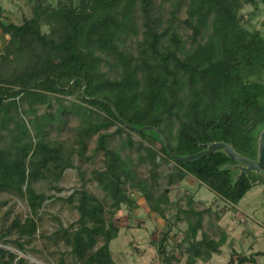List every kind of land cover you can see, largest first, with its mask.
Instances as JSON below:
<instances>
[{
    "label": "trees",
    "instance_id": "obj_1",
    "mask_svg": "<svg viewBox=\"0 0 264 264\" xmlns=\"http://www.w3.org/2000/svg\"><path fill=\"white\" fill-rule=\"evenodd\" d=\"M18 1L17 20L0 6V31L9 38L0 49V194L25 200L29 213L24 219L6 215L0 264H28L7 245L24 253L37 237L70 249L74 264H117L111 251L121 231L117 214L123 207L138 209L140 200L167 220L168 230L153 241L160 264H183V258L184 264H212L225 237L204 231L210 209L197 210L192 197L185 208L171 202V189L193 177L234 207L263 178L249 173L234 184L236 172L225 167L236 162L223 152L189 164L174 161L156 134L125 123L157 128L180 157L224 142L255 159L264 126V35L251 29L242 12L248 6L264 10V0ZM43 106L47 111L40 114ZM71 118L79 122L73 138L52 139L53 132L65 133ZM98 156L102 166L92 170L89 182L103 199L86 182L67 198L36 186L63 192L55 183L67 170L83 177L75 159ZM169 163L173 170L163 178L160 168ZM162 178L167 188L160 190ZM51 200L63 201L78 219L67 228L58 219L56 232L45 236L42 210ZM170 207L187 225L171 250ZM248 263L254 257L233 251L228 264Z\"/></svg>",
    "mask_w": 264,
    "mask_h": 264
},
{
    "label": "rangeland",
    "instance_id": "obj_2",
    "mask_svg": "<svg viewBox=\"0 0 264 264\" xmlns=\"http://www.w3.org/2000/svg\"><path fill=\"white\" fill-rule=\"evenodd\" d=\"M0 6L4 7L12 18L17 20L16 10L22 6L18 0H0ZM169 5H165L164 14L167 13ZM242 14L245 21L251 26V29L260 31L264 35V10L253 12V8L246 7ZM253 14V16H251ZM184 18V17H183ZM2 34V33H1ZM3 37L9 38L2 34ZM2 41V37L0 38ZM8 42V41H7ZM4 42V46L7 43ZM2 48V43H0ZM264 81V74L260 82ZM71 100V99H68ZM47 108L40 107V114L45 113ZM52 111V110H50ZM79 125L77 118H71L68 121L65 133L59 135L53 132L52 139H72V128ZM116 127L110 132H114ZM135 141H139V136L133 135ZM119 138L115 139L114 145L119 142ZM97 146V136H95L89 144L88 154H92ZM162 145L156 144V149H160ZM101 156L95 157L91 161H81L75 159V165L82 172L83 177L79 176L77 169L67 170L62 180L55 185L64 189L63 192H56L49 189L42 183L36 184L40 191L46 192L49 196L55 195L59 198H67L74 189L81 188L86 182L88 190L103 199L105 194L99 186L94 182H89L91 172L94 168L102 166ZM173 163L163 164L160 168V174L165 178L173 170ZM140 173L143 176L149 177V170L146 167L140 168ZM83 178V179H82ZM163 178L159 181L160 190L167 188V181ZM256 178H261L256 176ZM264 180V179H263ZM51 185H54L52 183ZM188 197L194 199V206L197 210L210 209L204 218V231L215 239L219 240L225 237V242L222 248V254L214 257V264H228L233 251L247 257H254L255 263L248 264H264V183L260 180L254 188L243 198L237 205L232 207L227 202L219 198L214 192L204 185L199 184L193 177L187 178L175 190L171 189V202L180 201L183 208L186 207ZM230 208V210H229ZM226 209V210H225ZM225 215H221L223 211ZM43 217L40 225V233L45 236H50L59 228V221L65 228L76 222L78 213L71 209L63 201L51 200L47 201L43 208ZM222 211V212H221ZM10 212L11 219L20 216L24 219L29 209L25 200L18 197L0 194V245L2 244L1 236L6 227V215ZM166 215L170 221L172 231L170 232V241L168 249L171 250L178 244L187 230L185 223L178 222L177 210L169 208ZM220 215V219H218ZM120 222L121 231L119 237L112 242L111 251L113 259L117 264H160V255L157 248L153 244L154 240L162 237L163 232L168 230L167 220L161 218L156 213L149 210V207L144 201L140 200L138 209H129L123 207L117 214ZM59 219V221H58ZM176 224V225H175ZM201 238V234H199ZM10 239H15L12 237ZM254 246L253 249H250ZM7 249L27 260L28 264H59L61 257L65 260V264H74V260L69 253L70 249L60 244L59 247L54 246L51 241L37 237L36 240L26 246V252L22 253L12 244L7 245ZM62 254L64 256H62ZM184 264L185 259H182Z\"/></svg>",
    "mask_w": 264,
    "mask_h": 264
},
{
    "label": "water",
    "instance_id": "obj_3",
    "mask_svg": "<svg viewBox=\"0 0 264 264\" xmlns=\"http://www.w3.org/2000/svg\"><path fill=\"white\" fill-rule=\"evenodd\" d=\"M252 81H257L255 78H251ZM264 85V81L261 82ZM112 106V105H111ZM113 112L117 115V117L121 120V116L117 113L114 106H112ZM125 127L131 130H134L138 133H144V132H152L157 135L158 139L160 140V143L164 145L170 155V157L177 162L189 164L207 157H210L211 155L217 153V152H223L225 153L231 160L236 162L233 166H227L225 168H228L234 172H236L235 177V183L236 184L245 174H253L255 176L262 177L264 179V126L263 129L259 131L257 134V141H256V149H257V157L255 159H250L248 157L242 156L239 153H237L234 149V147L230 144L224 143V142H216L206 145V148L195 154V155H189V156H177L171 144L167 141L163 133L158 130L155 127L152 126H144V127H138V126H131L127 123H125Z\"/></svg>",
    "mask_w": 264,
    "mask_h": 264
},
{
    "label": "crops",
    "instance_id": "obj_4",
    "mask_svg": "<svg viewBox=\"0 0 264 264\" xmlns=\"http://www.w3.org/2000/svg\"><path fill=\"white\" fill-rule=\"evenodd\" d=\"M1 33H2V32L0 31V38L2 37V41L0 40V43H2V46L4 47V42H5V41L7 42L8 40H7V38L3 37V36H2L3 33H2V34H1ZM0 46H1V45H0ZM3 47H2V48H3ZM2 48H0V49H2ZM253 248H254V246H252L250 249H253ZM261 254L264 255V253H261ZM215 256H217V255H214V256H213L212 264L216 263V258L214 259Z\"/></svg>",
    "mask_w": 264,
    "mask_h": 264
}]
</instances>
